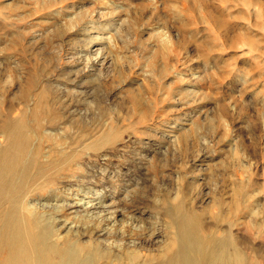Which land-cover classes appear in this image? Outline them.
I'll list each match as a JSON object with an SVG mask.
<instances>
[{
	"label": "rangeland",
	"instance_id": "obj_1",
	"mask_svg": "<svg viewBox=\"0 0 264 264\" xmlns=\"http://www.w3.org/2000/svg\"><path fill=\"white\" fill-rule=\"evenodd\" d=\"M0 138L56 234L156 255L182 200L264 264V0H0Z\"/></svg>",
	"mask_w": 264,
	"mask_h": 264
},
{
	"label": "bare ground",
	"instance_id": "obj_2",
	"mask_svg": "<svg viewBox=\"0 0 264 264\" xmlns=\"http://www.w3.org/2000/svg\"><path fill=\"white\" fill-rule=\"evenodd\" d=\"M24 141H28V137ZM1 146L0 138V264H256L250 257L246 263L242 246L231 233V228L222 232L218 240L212 234L206 235V225L200 226L195 221L196 216L192 218V212L182 200L171 205L166 212L168 236L156 255L142 256L137 242L130 241V249H127L125 244L114 241L112 232L106 228L99 235L102 242L97 240L103 244L100 247L56 234L53 223L62 224L66 230L74 228L73 223L54 213L46 218L26 202L27 195L40 187L23 192L17 174V159L23 150L17 145ZM95 200L75 199L67 206V211L74 215L86 212L101 222L113 220L114 214L110 215L108 206ZM4 203L7 204L5 208Z\"/></svg>",
	"mask_w": 264,
	"mask_h": 264
}]
</instances>
